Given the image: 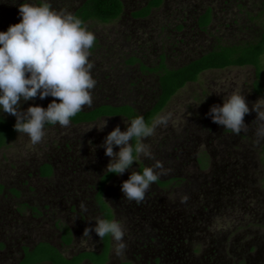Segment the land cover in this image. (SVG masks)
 Segmentation results:
<instances>
[{
    "label": "rangeland",
    "instance_id": "374dc122",
    "mask_svg": "<svg viewBox=\"0 0 264 264\" xmlns=\"http://www.w3.org/2000/svg\"><path fill=\"white\" fill-rule=\"evenodd\" d=\"M143 1L125 0L126 16L121 20L110 24L89 22L87 29L98 42L96 47L93 44V50L88 49L95 84L90 89L92 104L82 106L83 109L109 103L132 104L139 112H145L156 95L158 72L142 71L141 63L157 67L159 56L166 54L168 68L180 67L208 51L218 38L230 43L249 40L256 28L247 13L257 15L263 2L165 0L151 17L134 20L131 13L140 9ZM21 2L0 0V30L19 21L17 5ZM47 2L53 9L70 13L71 7L80 0ZM208 6L214 9L213 21L208 30L202 32L195 27V17ZM259 23L264 24V16ZM178 24L185 28L178 31ZM131 56L141 62L128 65L126 59ZM262 62L259 79L252 66L203 73L198 82L186 85L159 114L166 115L167 122L156 123L153 133L143 138L152 155H137L131 167L112 179L105 190L104 198L114 218L123 225L122 239L126 244L119 250L117 242L111 238L106 264H168L165 259L156 261L160 249L151 247L149 251V239L145 237L156 234L159 239L160 233L170 229V224H154L149 221L150 214L145 212L152 209L151 205H159L157 202L174 204L177 201L181 207L188 208L185 212L190 215L194 212L192 218L181 213L183 224L195 226L190 249V261L194 264L203 263L204 257L217 249L225 264H264V137L256 135L259 121L252 109V106H264V96L254 89L257 80L264 83V57ZM232 91L241 92L250 109L243 116L247 125L239 133L224 128L206 115L210 105L222 104V97L226 98ZM53 99L59 100L50 95L44 98L37 95L27 101L21 99L19 103L23 110L30 104L46 107ZM0 114L15 121L13 114ZM124 120L104 118L83 125L57 123L44 127V135L38 142L33 143L26 133L20 132L0 149V183L5 185L0 194V244L4 243L0 246V264H16L23 255L22 248L32 247L39 241L50 242L67 257L82 251H101L102 239L92 231L91 225L95 224L96 217H103L95 204V194L98 179L107 171L110 157L100 145L114 126L119 124L121 130L125 129ZM243 134L245 137L241 136ZM118 148L113 146L114 151ZM206 155L211 160L207 162L204 158L207 166L202 168L197 160ZM225 160L241 176L237 182L239 188L229 196L221 194L218 206L210 205L207 211L200 209L207 203L200 185L205 184L210 190L219 172L215 164L221 166ZM43 163L53 165L51 177L40 174ZM144 166H153L159 173L158 178L169 181V185L160 186L153 181L141 201L125 198L120 189L121 181L128 178L130 171H140ZM228 174L231 177V173ZM192 182H196V186ZM12 188L18 189L19 194L11 192ZM70 189L73 191L68 194ZM192 198H197L198 204L189 208L187 201ZM147 203L150 204L147 210L138 209V206H148ZM154 207L157 211L158 207ZM67 226L74 236L71 245L62 242ZM85 227H89L88 234H84ZM134 246H142L144 252L138 253L139 249Z\"/></svg>",
    "mask_w": 264,
    "mask_h": 264
},
{
    "label": "clouds",
    "instance_id": "9594fccd",
    "mask_svg": "<svg viewBox=\"0 0 264 264\" xmlns=\"http://www.w3.org/2000/svg\"><path fill=\"white\" fill-rule=\"evenodd\" d=\"M17 7L19 21L0 30V112L13 114V127L18 133H26L35 143L42 139L45 123L67 125L69 118L82 106H91L90 89L95 80L90 72L88 49L95 35L83 26L79 17L51 8L47 0L40 3L22 0ZM37 95L40 98L50 95L59 100H51L46 107L30 104L21 110V99L27 101ZM222 100V104L210 105L206 115L233 132L244 130L247 124L243 116L250 111L244 95L232 91ZM252 109L259 121L256 135L264 137V106H252ZM167 119L166 115H158L149 122L137 114L126 117L124 130L119 124L114 126L100 145L110 157L106 165L108 172L121 174L130 168L137 155L151 156L150 146L143 138L153 133L156 123H166ZM114 145L119 146L117 151L113 150ZM158 175L153 166L130 171L128 178L120 184L123 196L141 201ZM94 220L92 231L100 238L110 235L119 250L125 248L121 221L104 217ZM85 233H89V227H85Z\"/></svg>",
    "mask_w": 264,
    "mask_h": 264
},
{
    "label": "trees",
    "instance_id": "16d2710c",
    "mask_svg": "<svg viewBox=\"0 0 264 264\" xmlns=\"http://www.w3.org/2000/svg\"><path fill=\"white\" fill-rule=\"evenodd\" d=\"M34 1L35 3L41 2V0ZM164 3L165 0H144L143 4L141 5L142 7L133 11L131 13V17L134 20L147 19L151 17L155 11L161 9ZM261 6L262 8L257 13V15L253 16L250 11L247 13L250 22L254 23L256 28V31L251 36L252 38L249 40L241 39L239 41L230 43L224 42L222 39L218 38L216 43L208 51L202 53L197 58L180 67L168 68L165 64L166 54L159 56L160 63L157 67H150L141 63L140 68L142 71L158 72L156 95L153 98L151 106L145 112H139L132 104H101L94 107L93 109L82 108L75 115L69 118V122L73 125H83L98 122L104 118L126 119L128 116H134L137 114L143 115L146 121L151 122L168 106L176 94L185 88L186 85L198 82L201 75L207 71L223 70L230 67L252 66L256 69L258 79L261 78L263 66L262 61L264 57V24H260L259 21L264 16V0ZM126 10L127 5L125 0H80L77 5L71 7L70 13L79 17L83 23V26L87 28L90 24L89 22L110 24L121 20L126 16ZM213 11L214 9L208 6L206 9L198 13L195 17V27H197L202 32L207 31L208 26H210L213 21ZM6 28L7 27H5V30ZM184 28L185 25L179 24L176 27L178 31H181ZM250 28L251 27H249V29ZM97 42L98 39L95 38L93 42L95 47ZM93 44L91 46V50L94 49ZM126 62L128 65H135L136 63L141 62V60L136 56H131L130 58L126 59ZM254 89L257 94L264 96L263 82L257 80V82L254 84ZM14 123V120L5 118L0 114V149L6 146L8 141L14 139L18 134V131L13 127ZM55 124L57 123H45L44 127H52ZM241 136L245 137L244 134ZM208 155L198 158L197 160L202 168H206L207 162L209 161L207 159L211 160V157H208ZM204 158H206L207 162L204 161ZM238 161L241 162V160ZM215 166L219 172L216 174V180L210 184L212 185V188L207 190L205 184L200 185L203 189L202 195L207 198L206 205L200 209L205 211L209 209L208 206L213 204L217 205V203L220 201L219 199L221 198V194L229 196L231 193L236 192L235 190L239 188L237 182L241 176L234 172L231 163L225 160L223 165L218 166L215 164ZM127 170L128 169L125 171ZM39 172L43 177H51L54 173V167L50 163H43L39 168ZM228 173H231V181L229 180L231 177ZM118 175L119 174L116 173H110L107 170L99 177L98 188L95 194V204H97L99 207V210L102 212V216L104 218H114L113 210L106 202L104 194L107 184ZM155 182L160 186H167L170 183L169 181H162L159 178H157ZM192 183L194 186H196V182ZM4 189L5 185L0 183V194L4 192ZM11 192L17 195L19 194V190L15 188H12ZM248 192L249 190H247V193ZM197 200V198L188 199V207L192 208V206L198 204ZM34 209L37 210V208ZM185 209L187 210L188 208L184 207L178 213L190 215L188 212H185ZM193 215L194 212L190 215L191 218ZM171 217L175 220V222H177V220L180 221L181 218L177 216L176 213ZM101 239L103 243L101 251H82L72 257L65 256L58 247L52 245L48 241H39L32 247L24 246L23 255L16 264H82L85 261H89L92 264H106L110 256L111 236L106 234ZM73 240L74 237L70 227H65L62 236L63 244L71 245ZM0 246L3 247L4 243H1ZM125 264L131 263L128 262Z\"/></svg>",
    "mask_w": 264,
    "mask_h": 264
},
{
    "label": "flooded vegetation",
    "instance_id": "af4514ba",
    "mask_svg": "<svg viewBox=\"0 0 264 264\" xmlns=\"http://www.w3.org/2000/svg\"><path fill=\"white\" fill-rule=\"evenodd\" d=\"M95 157L97 158V156ZM98 183H99V179H98ZM98 183H97L96 188H98ZM107 186L105 190L107 189ZM72 191L73 190L70 189L68 194L72 193ZM157 203L159 205H153V206L151 205L152 207L151 210H153L152 212L150 210L145 213L150 214V215L148 214L150 216L149 221H153L154 224H156V222H159L160 224H170L169 226L170 229H167L166 230L167 232L165 231L164 233H160L162 235L159 236L160 237L159 239L156 238L155 236L156 234L147 235L145 237L146 239H149V244H148L149 251L151 250V247L152 248L154 247L155 249H160L159 251L160 255L157 258L159 260H156L157 262H160L162 259H165V260H168V264H194V262L190 261L191 256H192L190 249H192L191 245L193 243L191 241L194 238V235L192 236V232L195 230L194 228L195 226L193 227V224L192 225L190 224L189 226H187L186 224H183L181 220L182 218H180V221L177 220V222H175V220L171 217L174 212H176L177 216L181 217V213H178V212L182 210L184 207H181L182 204H180V202L178 201L174 204L168 203V202H163V203L157 202ZM147 205L148 206L145 205L146 207H143V205L141 207L138 206L139 207L138 209L140 211L147 210L150 207V204L147 203ZM154 206L158 207L157 211ZM139 243L141 244L142 242L139 241ZM152 243H154L153 246H152ZM156 244H160V245H156ZM142 246H144V249L148 250L145 244L142 243ZM142 246L141 248H138V246H134V248L139 249L138 253L142 254L144 252V250H142ZM22 252H23V248H22ZM214 252L218 253V255H214ZM214 252L207 254L204 257L203 263L204 264H225L223 262V256L221 255V251L217 249V250H214ZM195 254H196V250L193 252V255ZM228 255H229V252H228ZM203 263L200 262L199 264H203Z\"/></svg>",
    "mask_w": 264,
    "mask_h": 264
}]
</instances>
